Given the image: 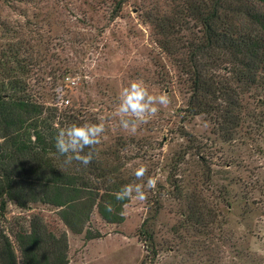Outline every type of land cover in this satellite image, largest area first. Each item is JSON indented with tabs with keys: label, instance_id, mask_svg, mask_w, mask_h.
<instances>
[{
	"label": "rangeland",
	"instance_id": "374dc122",
	"mask_svg": "<svg viewBox=\"0 0 264 264\" xmlns=\"http://www.w3.org/2000/svg\"><path fill=\"white\" fill-rule=\"evenodd\" d=\"M29 1L23 9L0 2V18L43 49L50 44L56 59L48 72L54 71L43 80L35 69L31 90L45 87L50 103L67 98L70 105L62 109L83 112L86 123H103L101 151H117L125 175L147 193L145 201H129L120 224L105 222L95 211L89 225L99 235L94 239L68 231L70 264H264V123L257 128L245 121L249 134L244 128L224 138L210 117L188 115L183 77L146 22L152 12L168 10L167 0ZM119 1L124 2L116 17ZM1 35L0 30L5 45ZM83 49L84 63H73ZM65 67L75 86L61 77ZM133 80H142L154 95L166 93L170 104L129 134L115 109L121 89ZM36 213L51 227L66 229L53 211L13 204L4 225L12 235Z\"/></svg>",
	"mask_w": 264,
	"mask_h": 264
},
{
	"label": "trees",
	"instance_id": "16d2710c",
	"mask_svg": "<svg viewBox=\"0 0 264 264\" xmlns=\"http://www.w3.org/2000/svg\"><path fill=\"white\" fill-rule=\"evenodd\" d=\"M28 1L0 0L21 9ZM123 2L117 4L116 17ZM167 7L149 14L146 22L183 77L188 115L210 117L224 138L242 132L245 121L262 126L264 0H167ZM0 30L7 38L5 45L0 43V264H70L68 231L98 237L89 228L95 211L109 224L122 223L130 200H117L115 193L135 185L136 178L125 175L117 151L103 152L99 144L87 166L64 163L54 137L58 128L86 123L83 112L50 103L45 87L31 90L35 69L42 70L43 80L54 71L48 72L56 59L50 44L43 49L35 37H22L7 18H0ZM86 55L78 50L73 63L83 64ZM61 73L64 78L72 72L65 67ZM11 204L24 211L38 206L53 211L66 229L51 227L36 213L12 230V239L4 225Z\"/></svg>",
	"mask_w": 264,
	"mask_h": 264
},
{
	"label": "clouds",
	"instance_id": "9594fccd",
	"mask_svg": "<svg viewBox=\"0 0 264 264\" xmlns=\"http://www.w3.org/2000/svg\"><path fill=\"white\" fill-rule=\"evenodd\" d=\"M119 103L115 109V115L119 117V126L129 134H135L141 124L154 118L162 107L170 104V98L166 93L152 94L142 80H133L119 93ZM105 131L103 123H72L66 127L58 128L54 137L56 151L65 157L64 163L71 165L73 161L87 166L95 155V146L101 142ZM85 149H88L85 152ZM143 169L137 172L139 179ZM148 187L155 189V182L149 181ZM117 200L145 201L147 193L141 184L124 185L115 193ZM111 211V205L106 206Z\"/></svg>",
	"mask_w": 264,
	"mask_h": 264
},
{
	"label": "built area",
	"instance_id": "2783aa9c",
	"mask_svg": "<svg viewBox=\"0 0 264 264\" xmlns=\"http://www.w3.org/2000/svg\"><path fill=\"white\" fill-rule=\"evenodd\" d=\"M64 79L68 86H75L77 84V80L71 75L66 76ZM57 105L60 108L67 107L68 105H70V100L67 98H63L59 103H57Z\"/></svg>",
	"mask_w": 264,
	"mask_h": 264
}]
</instances>
